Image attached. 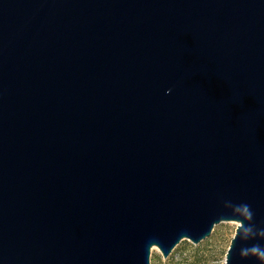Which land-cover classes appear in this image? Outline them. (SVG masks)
Returning <instances> with one entry per match:
<instances>
[{"label":"water","instance_id":"water-1","mask_svg":"<svg viewBox=\"0 0 264 264\" xmlns=\"http://www.w3.org/2000/svg\"><path fill=\"white\" fill-rule=\"evenodd\" d=\"M224 221L223 264H264V0H0V264H150Z\"/></svg>","mask_w":264,"mask_h":264},{"label":"rangeland","instance_id":"rangeland-1","mask_svg":"<svg viewBox=\"0 0 264 264\" xmlns=\"http://www.w3.org/2000/svg\"><path fill=\"white\" fill-rule=\"evenodd\" d=\"M238 224L236 221L220 222L199 243L183 239L167 257H163L160 249L153 246L150 264H223Z\"/></svg>","mask_w":264,"mask_h":264},{"label":"clouds","instance_id":"clouds-1","mask_svg":"<svg viewBox=\"0 0 264 264\" xmlns=\"http://www.w3.org/2000/svg\"><path fill=\"white\" fill-rule=\"evenodd\" d=\"M262 234H264V233H262ZM254 247H257V250H258L259 252L264 253V249H259L258 246H254ZM249 251H250L249 249H243V250H242V254H246V253H248Z\"/></svg>","mask_w":264,"mask_h":264}]
</instances>
